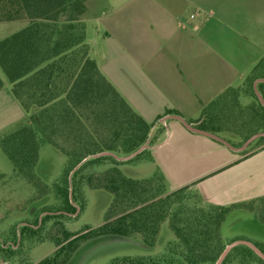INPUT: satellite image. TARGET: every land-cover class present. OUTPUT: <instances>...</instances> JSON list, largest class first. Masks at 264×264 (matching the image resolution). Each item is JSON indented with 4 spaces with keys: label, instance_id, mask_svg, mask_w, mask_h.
I'll return each instance as SVG.
<instances>
[{
    "label": "trees",
    "instance_id": "trees-1",
    "mask_svg": "<svg viewBox=\"0 0 264 264\" xmlns=\"http://www.w3.org/2000/svg\"><path fill=\"white\" fill-rule=\"evenodd\" d=\"M87 1L0 0V22H28V27L0 41V68L26 113L24 120L0 135V150L14 173L35 185L40 148L51 145L64 156L62 173L51 186L59 206L46 211L43 223L74 214L76 208L70 198L82 210L83 187L112 196L102 225L91 231L85 228L77 235L63 230L62 238L55 239L56 253L38 264H65L81 242L113 237H138L149 253L154 248L160 251L153 256L115 258L109 264H215L225 246L235 241L227 243L221 233L229 214L242 207L259 211L264 221V199L223 207L206 202L188 187L167 193L159 171L142 179L122 173L121 165L145 154L151 159L150 149L125 162L111 156L93 158L103 152L125 157L147 141L151 146L154 142L150 140L153 126L131 110L88 57L83 24ZM40 25H46V30L34 31ZM258 79L264 80V59L238 89L226 90L190 123L223 139L239 137L237 145L228 142L241 146L264 131V106L253 90ZM257 90L264 100V82L257 84ZM245 101L248 104L244 105ZM253 146H264V137L239 154ZM105 164L110 166L101 173L93 170ZM38 233L39 229L22 226L19 234L24 239ZM4 245H0V257H10L18 247L16 242ZM256 246L264 253L263 246ZM230 261L264 264L247 246L233 248L222 264Z\"/></svg>",
    "mask_w": 264,
    "mask_h": 264
},
{
    "label": "crops",
    "instance_id": "crops-1",
    "mask_svg": "<svg viewBox=\"0 0 264 264\" xmlns=\"http://www.w3.org/2000/svg\"><path fill=\"white\" fill-rule=\"evenodd\" d=\"M89 21L96 30L94 37L88 31ZM83 24L88 57L98 67L100 45L109 54L107 62L116 58L118 48L129 76L140 80L157 107L175 111L185 121L182 112L195 108L201 112L226 90L238 89L264 59V0H88ZM26 27L23 20L0 22V41ZM46 28L40 25L34 31ZM43 37L40 33L44 42ZM147 58L170 60L173 71L152 72ZM141 60L147 63L148 74L141 72L139 64L145 69ZM10 89L7 80L0 91L15 103ZM200 95H209V100L203 102ZM171 115L158 117L160 122L151 129L154 145L149 153L153 173L163 175L169 193L188 187L206 202L223 207L264 199V146L241 156L174 119H165ZM200 116L187 122L192 125ZM160 125L165 130L159 134Z\"/></svg>",
    "mask_w": 264,
    "mask_h": 264
},
{
    "label": "rangeland",
    "instance_id": "rangeland-1",
    "mask_svg": "<svg viewBox=\"0 0 264 264\" xmlns=\"http://www.w3.org/2000/svg\"><path fill=\"white\" fill-rule=\"evenodd\" d=\"M195 8L192 6L190 12L193 13ZM197 23V20L192 21ZM93 23L88 22L89 34L96 36V30L93 29ZM98 30H102L101 26L95 24ZM105 46L100 45L99 70L106 81L116 90L120 97L127 103L131 110L140 116L147 124L154 126L158 123V117H163L169 110H161L147 95L140 84V80L131 73L127 65L124 64L123 58H119L118 48L114 49L116 58H111L107 62V56L104 49ZM153 71L159 74H170L173 67L170 66V60L162 58H147ZM145 65L139 64L141 72L148 74L146 69L147 63L143 60L139 61ZM0 79L7 83V79L0 68ZM241 81L234 84L239 86ZM209 95H200L199 98L203 102L209 100ZM14 100V99H13ZM11 101L4 91H0V135L14 128L22 121L25 111L18 101ZM16 104V105H15ZM248 104V102H243ZM200 109L195 108L193 111L187 110L182 115L187 121L200 116ZM25 119V118H24ZM23 119V120H24ZM160 122V121H159ZM163 126V125H162ZM164 126H159L158 131L164 132ZM157 131V132H158ZM164 135V134H163ZM210 140L208 138H205ZM213 140V139H212ZM232 143L238 144V141ZM154 145V143H153ZM152 145V146H153ZM148 144L149 149L152 147ZM248 148V147H247ZM246 148V149H247ZM258 147L249 148L245 156ZM245 149V150H246ZM201 150V149H200ZM199 151L198 149L194 152ZM148 154L121 165L119 168L122 173L131 178L142 179L148 178L154 171ZM64 156L51 145H44L39 150L38 163L34 169L38 180L36 185L17 176L11 163L0 150V245L6 244L5 247L13 242L18 244L14 247L10 257L1 255L0 264H38L44 259L53 257L57 248L55 239L62 238V231L67 230L75 235L80 234L85 228L93 230L102 225L105 214L112 201V196L103 190H93L89 187H83L81 192V203L83 209L76 215H69L63 218H55L42 222V217L47 214L48 209H55L59 206L58 201L51 192L52 184L60 177L64 168ZM110 165L105 164L101 167L93 168L95 172L101 173ZM193 190V189H191ZM168 193V191L166 190ZM240 209L233 211L227 217L221 226L222 236L225 237L227 243L231 240H247L254 245L264 247V221L260 212H254ZM41 220V221H40ZM40 221L37 227L39 233L33 237H20V228L24 223L34 224ZM43 223V224H42ZM66 244V243H64ZM228 245V244H227ZM77 252L73 253L65 264H109L115 258L148 256L159 253V249H155L149 253L139 238H104L101 240H87L79 245ZM228 264H237L236 261H230Z\"/></svg>",
    "mask_w": 264,
    "mask_h": 264
},
{
    "label": "water",
    "instance_id": "water-1",
    "mask_svg": "<svg viewBox=\"0 0 264 264\" xmlns=\"http://www.w3.org/2000/svg\"><path fill=\"white\" fill-rule=\"evenodd\" d=\"M259 82H264L263 79H258L254 82L253 84V89L255 92V95L257 96L259 102L264 106V100L262 98V96L259 94L258 90H257V84ZM170 118V119H174L178 122H180L186 129H188L191 132L197 133V134H201L204 135L210 139H213L217 142H220L221 144H223L224 146H226L227 148H229L230 150H232L233 152H243L252 142H254L256 139L260 138V137H264V132L261 133H257L252 135L251 137H249L241 146L239 147H234L233 145H231L227 140L214 135L212 133L200 130L198 128H195L194 126H192L191 124H189L187 121H185L181 116L178 115H171L169 117H166L165 119ZM164 119V120H165ZM162 120V122L164 121ZM149 141H147L143 146H141L138 150H136L135 152H133L132 154L125 156V157H117L116 155L110 153V152H103L97 155H94L93 158H98V157H102V156H111L113 157L115 160L120 161V162H125L128 160L133 159L134 157H136L137 155H139L143 150L149 149L148 147ZM80 165H78L77 167H75V169L73 170V172L79 167ZM70 195H71V190H70ZM70 202L71 204H73L72 199L70 198ZM74 205V204H73ZM76 208V213L75 215L79 212V208L74 205ZM237 246H247L248 248H250L259 258H261L264 261V253L253 243L247 241V240H236L233 241L231 243H229L228 245L225 246V248L223 249V251L221 252V254L219 255L217 261L215 262V264H222L225 260V258L227 257V255L230 253V251L237 247Z\"/></svg>",
    "mask_w": 264,
    "mask_h": 264
},
{
    "label": "flooded vegetation",
    "instance_id": "flooded-vegetation-1",
    "mask_svg": "<svg viewBox=\"0 0 264 264\" xmlns=\"http://www.w3.org/2000/svg\"><path fill=\"white\" fill-rule=\"evenodd\" d=\"M76 213V212H75ZM75 213L74 214H72L73 216L75 215ZM48 214V213H47ZM46 214V215H47ZM50 214H57V213H50ZM41 221V220H40ZM40 221H37L36 222V224L34 223V224H30V223H24L23 224V226H30V227H34L35 229H38L37 227L40 225ZM43 224V223H42ZM4 247H5V245H4ZM79 249V248H78ZM77 249V250H78ZM77 252V251H76ZM75 253V252H74Z\"/></svg>",
    "mask_w": 264,
    "mask_h": 264
},
{
    "label": "built area",
    "instance_id": "built-area-1",
    "mask_svg": "<svg viewBox=\"0 0 264 264\" xmlns=\"http://www.w3.org/2000/svg\"><path fill=\"white\" fill-rule=\"evenodd\" d=\"M191 17H193V16H191Z\"/></svg>",
    "mask_w": 264,
    "mask_h": 264
}]
</instances>
